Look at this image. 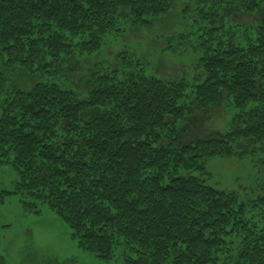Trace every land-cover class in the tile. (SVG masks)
<instances>
[{
  "label": "trees",
  "instance_id": "trees-1",
  "mask_svg": "<svg viewBox=\"0 0 264 264\" xmlns=\"http://www.w3.org/2000/svg\"><path fill=\"white\" fill-rule=\"evenodd\" d=\"M179 2L198 19L190 78L126 51L83 76L110 35ZM223 103L232 127L208 128ZM250 153L264 164V0H0V163L25 211L47 204L83 250L125 264H264V196L190 174Z\"/></svg>",
  "mask_w": 264,
  "mask_h": 264
},
{
  "label": "rangeland",
  "instance_id": "rangeland-1",
  "mask_svg": "<svg viewBox=\"0 0 264 264\" xmlns=\"http://www.w3.org/2000/svg\"><path fill=\"white\" fill-rule=\"evenodd\" d=\"M188 4L177 3L150 27H136L131 21L123 25V35H110L100 52L82 62L83 76L95 66L116 63L117 56L126 51L142 57L153 72L190 78L199 49L195 41L197 17ZM5 77L14 81L19 73ZM231 109L223 103L209 117L208 128L225 131L232 127ZM262 159L258 153L214 157L206 161L203 170L190 174L218 190L234 191L242 200L252 201L264 196ZM16 180L12 166L0 163V264H125L121 257L103 260L80 248L70 228L47 204H38L35 210L39 212L25 211L20 196L13 192Z\"/></svg>",
  "mask_w": 264,
  "mask_h": 264
}]
</instances>
